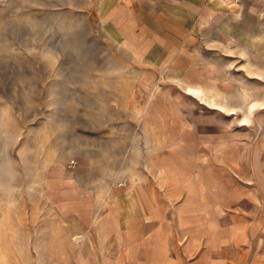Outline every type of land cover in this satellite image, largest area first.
Instances as JSON below:
<instances>
[{
    "label": "rangeland",
    "instance_id": "obj_1",
    "mask_svg": "<svg viewBox=\"0 0 264 264\" xmlns=\"http://www.w3.org/2000/svg\"><path fill=\"white\" fill-rule=\"evenodd\" d=\"M0 264H264V0H0Z\"/></svg>",
    "mask_w": 264,
    "mask_h": 264
},
{
    "label": "crops",
    "instance_id": "obj_2",
    "mask_svg": "<svg viewBox=\"0 0 264 264\" xmlns=\"http://www.w3.org/2000/svg\"><path fill=\"white\" fill-rule=\"evenodd\" d=\"M190 94V93H189ZM191 95H195V96H197L196 94H191ZM197 97H201L200 95H198ZM202 98V97H201Z\"/></svg>",
    "mask_w": 264,
    "mask_h": 264
},
{
    "label": "bare ground",
    "instance_id": "obj_3",
    "mask_svg": "<svg viewBox=\"0 0 264 264\" xmlns=\"http://www.w3.org/2000/svg\"><path fill=\"white\" fill-rule=\"evenodd\" d=\"M193 92H195V93H196V95H198V93H199L198 91H193Z\"/></svg>",
    "mask_w": 264,
    "mask_h": 264
}]
</instances>
